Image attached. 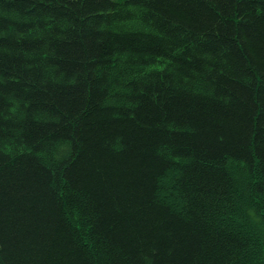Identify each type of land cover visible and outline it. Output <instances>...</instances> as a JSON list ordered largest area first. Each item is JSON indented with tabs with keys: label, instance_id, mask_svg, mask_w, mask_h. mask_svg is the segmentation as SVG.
Wrapping results in <instances>:
<instances>
[{
	"label": "trees",
	"instance_id": "trees-1",
	"mask_svg": "<svg viewBox=\"0 0 264 264\" xmlns=\"http://www.w3.org/2000/svg\"><path fill=\"white\" fill-rule=\"evenodd\" d=\"M0 264H264V0H0Z\"/></svg>",
	"mask_w": 264,
	"mask_h": 264
}]
</instances>
